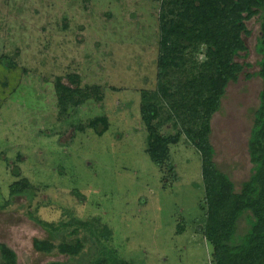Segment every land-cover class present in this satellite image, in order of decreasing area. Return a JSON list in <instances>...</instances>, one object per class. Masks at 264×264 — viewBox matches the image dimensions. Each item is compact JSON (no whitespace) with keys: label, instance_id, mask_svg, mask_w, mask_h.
Returning <instances> with one entry per match:
<instances>
[{"label":"rangeland","instance_id":"obj_1","mask_svg":"<svg viewBox=\"0 0 264 264\" xmlns=\"http://www.w3.org/2000/svg\"><path fill=\"white\" fill-rule=\"evenodd\" d=\"M172 1L0 0V244L17 264H93L105 250L128 264H212L198 232L206 205L201 155L185 133L190 118L176 120L172 102L157 101L162 134L180 135L158 166L140 114L145 93L155 96L166 79L173 93L186 81L178 70L160 77L162 18L172 17ZM263 22V14L246 21L248 51L235 60L250 67L228 85L211 120L214 160L236 192L253 169ZM193 52L185 72L205 60L204 47ZM98 117L109 123L102 136L89 127ZM22 179L31 188L12 198L10 186ZM50 228H61L64 243L81 240L82 253L36 250L35 241L61 244ZM247 229L242 218L239 233ZM0 264H9L1 250Z\"/></svg>","mask_w":264,"mask_h":264},{"label":"trees","instance_id":"obj_2","mask_svg":"<svg viewBox=\"0 0 264 264\" xmlns=\"http://www.w3.org/2000/svg\"><path fill=\"white\" fill-rule=\"evenodd\" d=\"M158 1L165 3L167 0ZM171 4L173 9L169 8L167 12L172 17L162 18L158 61L160 77L163 78L168 71L178 70L184 72L186 81L178 80L175 91L171 93L172 89L168 84L172 80L166 79L167 83H160L155 96L144 94L140 114L148 132L147 153L151 161L159 166L169 159L170 147L180 140V135L165 136L161 131V109L157 101L167 99L172 102L176 120L182 114L190 118V128L185 129L186 137L201 155L206 205L202 209L205 210L206 220L198 228V232L203 234L212 247V264H264V90L260 94L261 104L255 115V126L249 144L253 169L250 180L242 184L240 192H236L235 184L215 162L216 150L210 140L211 120L221 110L228 85L237 82L244 69L250 67L235 59L248 51L243 33L250 36L251 32L246 27V21L264 15V0H173ZM200 47H204L206 53L199 69L195 66L187 72L183 71L187 53H194ZM257 51L262 55V60L261 70L255 76L260 77L264 83V35L259 39ZM252 77L253 75L247 76ZM89 127L102 136L109 129L108 119L98 117L89 123ZM18 174L19 169L15 176ZM28 188L31 185L27 179L15 182L10 186L11 197L25 194ZM242 218L248 226L245 234L239 233ZM41 225L50 227L48 224ZM82 226L90 232V238L93 236L92 241L99 245V237L97 240L88 225ZM61 227L66 229L70 226ZM50 229V237L56 241L60 240L61 233L65 231H60L61 228ZM76 231H79V227L74 229ZM60 242L56 248L50 241H35V249L45 254H52L57 249L59 254L72 259L82 253L81 240L75 244ZM0 250L9 264H17L14 251L4 244H0ZM100 253L102 258L93 264H128L117 259L115 252L105 250Z\"/></svg>","mask_w":264,"mask_h":264},{"label":"flooded vegetation","instance_id":"obj_3","mask_svg":"<svg viewBox=\"0 0 264 264\" xmlns=\"http://www.w3.org/2000/svg\"><path fill=\"white\" fill-rule=\"evenodd\" d=\"M83 1V0H82ZM90 2V1H89ZM87 3V2H86ZM162 31V30H161Z\"/></svg>","mask_w":264,"mask_h":264},{"label":"crops","instance_id":"obj_4","mask_svg":"<svg viewBox=\"0 0 264 264\" xmlns=\"http://www.w3.org/2000/svg\"><path fill=\"white\" fill-rule=\"evenodd\" d=\"M97 261V260H96Z\"/></svg>","mask_w":264,"mask_h":264}]
</instances>
